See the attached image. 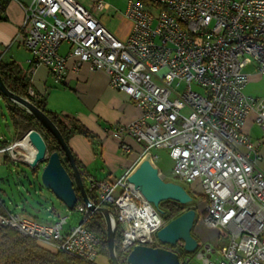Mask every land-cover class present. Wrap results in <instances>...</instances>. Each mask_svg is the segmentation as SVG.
<instances>
[{"label": "built area", "instance_id": "built-area-1", "mask_svg": "<svg viewBox=\"0 0 264 264\" xmlns=\"http://www.w3.org/2000/svg\"><path fill=\"white\" fill-rule=\"evenodd\" d=\"M93 3L99 11L107 8L103 0ZM23 9V43L33 70L46 68L56 84L63 81L70 59L75 71L88 64L106 73L110 87L142 109L131 124L113 127L112 137L125 151L130 150L126 136L142 143L140 161L157 164L153 150H168L175 161L174 181L165 180L183 185L194 199L205 198L204 226L223 229L230 242L220 249L205 244L197 258L203 264H264V169L259 165L264 99L244 92L248 66L264 76V0H129L126 40L76 0H33ZM65 43L71 45L67 56L60 53ZM253 111L262 131L255 140L244 131ZM21 141L1 152L29 162L19 149ZM129 173L97 181L82 172L88 193L98 192L99 201L93 202L113 207L127 256L136 245L162 247L157 232L167 223L128 181ZM76 207L84 218L93 213L84 204ZM68 217L43 223L9 210L0 199V226L53 253L100 264L101 237L83 223L64 232Z\"/></svg>", "mask_w": 264, "mask_h": 264}, {"label": "crops", "instance_id": "crops-1", "mask_svg": "<svg viewBox=\"0 0 264 264\" xmlns=\"http://www.w3.org/2000/svg\"><path fill=\"white\" fill-rule=\"evenodd\" d=\"M32 1L8 0L5 12L0 14L4 18V20H0V59L5 62L15 61L21 68L24 65L22 72L30 84L29 94L31 95L32 93L35 99L44 100L46 109L56 114L61 120L73 121L77 125L85 127L93 135V140L81 134L73 135L69 140V146L75 154L76 159H78L82 172L88 173L97 181L122 177L127 172L132 171L140 162L144 145L126 136L123 142L129 145L130 150L125 151L121 148L120 141L112 137L111 130L117 125H129L140 118L142 109L127 94L111 88L109 77L106 73L94 71L88 64H84L79 71H75V61L70 59L66 74L60 84L55 83L53 76L46 68L37 67L33 70V65H30L28 62L31 54L23 43L27 33V30L23 28L25 18L23 7L29 5ZM76 1L90 8L100 22L101 14L111 8L108 0H103L107 5V8L103 11H99L95 7L93 0ZM101 23L105 26L103 22ZM105 27L109 30L107 26ZM130 30L128 34L122 36L123 38H118L126 40L130 34ZM70 50L71 45L65 43L60 48V53L63 56H67ZM7 53H10L8 58H6ZM250 67L255 68V66L250 65L246 69H250ZM246 69L245 73L249 75V82L252 79L262 78V75H259L255 71L248 70L247 72ZM250 98L254 99V97ZM1 103H3L6 109L8 104L0 97L1 116H5L3 113L5 110L1 106ZM255 129L260 133L258 136L257 133L254 134ZM244 131L253 140L261 136L262 131L256 123L255 111L246 120ZM17 135L18 133L15 130V136ZM18 139L16 137L9 142L6 136L0 135V181H3L5 168L11 164L12 160L10 155L1 152V149L5 142L10 145ZM260 152L261 158L259 165L264 169V147L261 148ZM28 155L27 153L26 156ZM0 199L7 206L5 200L2 197ZM7 208L12 210L8 206ZM12 211L28 214L23 210ZM47 212V221L40 220L33 215L31 216L40 222L49 223L59 220L66 215L60 210L56 212L54 208H48ZM74 226L76 225L66 224L64 226V232ZM98 262L100 264H110L109 258L102 252Z\"/></svg>", "mask_w": 264, "mask_h": 264}, {"label": "water", "instance_id": "water-1", "mask_svg": "<svg viewBox=\"0 0 264 264\" xmlns=\"http://www.w3.org/2000/svg\"><path fill=\"white\" fill-rule=\"evenodd\" d=\"M0 90L2 94L12 103L17 104L48 130L56 139L63 151L71 173L62 162L59 152L49 153L47 143L43 135L37 130L28 131L21 140L30 139L37 150L35 164L46 162L42 173L43 185L49 189L55 197L69 210L76 208L78 204V193L82 197L84 205L93 213L101 214L106 222L107 245L110 264H120L116 245V222L111 210L105 206H98L90 197L86 184L80 171L75 154L51 118L39 109L28 98L13 93L4 83L0 75ZM128 181L137 189L143 198L152 203L163 215L165 212L161 204L167 201L180 205H191L194 198L181 184L166 181L161 176V171L156 163L150 159L141 160L130 171ZM197 219V210L185 211L177 218L169 221L157 232V239L162 245L176 246L180 241L184 243V250L194 253L199 248V241L193 235V228ZM210 245L207 244L206 247ZM128 264H181L179 255L170 249L163 247H152L147 245L134 246L127 256Z\"/></svg>", "mask_w": 264, "mask_h": 264}, {"label": "trees", "instance_id": "trees-1", "mask_svg": "<svg viewBox=\"0 0 264 264\" xmlns=\"http://www.w3.org/2000/svg\"><path fill=\"white\" fill-rule=\"evenodd\" d=\"M7 5H8V0H0V14H3L5 12ZM0 20H4V18L0 16ZM22 73H23L22 68L15 61L5 62L0 59V75L5 85L13 93L28 98L39 109L45 112L59 128L60 132L62 133L67 143H69L71 137L76 134L84 135L87 138L93 140L94 138L93 135L85 127L79 126L73 121L61 120L56 114H53L52 112L46 109L44 100L35 99L33 96H31L29 94V89H30L29 81ZM0 97L3 98L8 104L7 112L14 126V129L18 133V138H22L23 135L30 130L39 131L43 135L47 143L49 153L51 154L54 152H59L63 164L65 165L67 170L71 173V168L69 166V163L63 151L61 150L60 146L58 145L56 139L53 137V135L48 130H46L42 126V124L32 115H30L28 112H26L17 104L10 102L2 94L1 90H0ZM8 145L9 143L5 142L3 148L7 147ZM22 146L29 149L30 158L36 159L37 150L29 138L28 139L26 138L20 142V148ZM76 160H77V164L79 165L78 159ZM77 193L79 197L77 205L84 204L82 197L80 196L78 191ZM93 196H94L93 194L89 193L90 199L96 202ZM102 205L108 207L111 210L112 215L115 214L113 207L111 205L108 204H102ZM161 208L165 212L163 214V218L166 222H169L177 218L187 210L195 209L192 206V204L184 206L171 201L162 203ZM81 223H83L87 228L97 233L101 237V244H100L101 252L109 258L106 222L104 217L101 214L89 213ZM115 239H116L117 252L119 257V263L128 264L127 253H125L121 249L122 229L119 224H117L116 226ZM162 247L166 249H170L173 252L177 253L179 255L182 264L183 254L180 253L179 243L176 246L162 245ZM181 249L182 250L184 249L183 244L181 245ZM0 264H87V263L66 254L53 253L40 246L35 239L23 236L12 228H6L0 226Z\"/></svg>", "mask_w": 264, "mask_h": 264}, {"label": "rangeland", "instance_id": "rangeland-1", "mask_svg": "<svg viewBox=\"0 0 264 264\" xmlns=\"http://www.w3.org/2000/svg\"><path fill=\"white\" fill-rule=\"evenodd\" d=\"M108 1L111 4V8L101 14V22H103L117 38H123L122 36L128 34L131 27L130 22L125 17V11L129 0ZM9 56L10 53H7L6 58ZM22 68H24V65ZM248 70L256 72L254 67L246 69L247 72ZM245 94L249 97H254V99H264V76H262L261 79L250 80L245 89ZM1 106L5 110L3 112L5 116H1L0 111V135L6 136V139L11 142L12 139L18 137V135L15 136V129L9 118L6 107L3 106V103H1ZM256 133L257 136L260 134L257 129L254 131V134ZM19 140L21 139L19 138L16 141ZM19 149L23 154H29L28 148L22 146ZM153 152L158 155L157 166L164 179L172 180L171 175L174 170L175 161L171 157L170 152L165 149H156L153 150ZM27 157L29 162L15 161L12 159L11 164L5 168V172L3 173L4 179L0 181V197L5 200L7 206L12 210L26 211L28 214L38 217L43 221H47V209L54 208L56 212L60 210L66 214L65 216H69L67 219L68 225L80 224L84 219L83 212H81L78 207L69 210L43 185L42 173L46 166V162H39L32 166L31 163L35 164L36 159L30 158L29 155ZM120 193L121 189L119 188L115 192V197L119 196ZM93 197L95 201H99L98 192H96ZM196 201L199 203L200 207L197 208V219L193 228V235L199 241V248L194 253H188L184 249H181V245L183 244L184 246V243L180 241L179 249L180 253L183 254L182 264H203L202 261L197 258V254L202 250L205 244L211 245L214 249H220L227 246L230 242L228 235L223 229H209L204 226L202 222V206L205 203V198L198 196ZM214 256H216V254Z\"/></svg>", "mask_w": 264, "mask_h": 264}, {"label": "flooded vegetation", "instance_id": "flooded-vegetation-1", "mask_svg": "<svg viewBox=\"0 0 264 264\" xmlns=\"http://www.w3.org/2000/svg\"><path fill=\"white\" fill-rule=\"evenodd\" d=\"M197 201H196V199H194V202L193 203H196Z\"/></svg>", "mask_w": 264, "mask_h": 264}]
</instances>
